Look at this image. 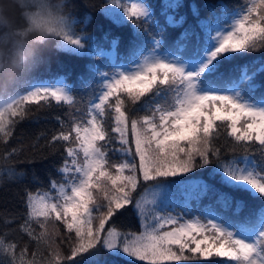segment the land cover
<instances>
[{"label": "snow or ice", "instance_id": "obj_1", "mask_svg": "<svg viewBox=\"0 0 264 264\" xmlns=\"http://www.w3.org/2000/svg\"><path fill=\"white\" fill-rule=\"evenodd\" d=\"M179 8H187L195 23L169 14ZM102 10L116 25L130 26L128 54L119 63L120 36L109 41L104 33L106 49L77 34L65 15L26 13L43 39L61 41V51L109 63L88 65L96 87L87 99H78L64 76L24 79L0 94L4 160L22 151L7 146L32 114L31 105L37 111L68 108L67 120L55 117L59 127L50 139L45 132L36 138L54 153L63 148L60 179H50L44 192L24 187L25 211L0 213V264H191L213 258L217 264H264V209L258 219L241 221L243 202L236 200L235 218L224 215L234 200L225 189L264 198V164L253 158L256 152L264 157V80L257 82L264 62L240 66L237 76L220 71L237 55L264 50V0H241L231 9L223 0H164V25L148 0H109ZM169 28L182 31L170 38ZM225 134L233 152L243 149L239 159H221L218 141ZM213 164L208 177L216 183L168 179ZM6 175L20 179L24 173L7 167ZM205 197L207 207H190ZM129 205L142 231L106 228Z\"/></svg>", "mask_w": 264, "mask_h": 264}, {"label": "trees", "instance_id": "obj_2", "mask_svg": "<svg viewBox=\"0 0 264 264\" xmlns=\"http://www.w3.org/2000/svg\"><path fill=\"white\" fill-rule=\"evenodd\" d=\"M109 0H60L61 7L63 9V15L73 20L74 31L77 34L87 35L92 38L91 43H95L98 47H104L108 49L110 44L103 39L104 33H109V41L116 36L121 37V43L117 49L119 63L122 59L126 58L128 54V37L130 36V26H118L110 17H107L103 13V7L108 5ZM149 3L154 5V13L161 25L165 24V18L160 16V6L164 3V0H148ZM215 3L216 0H213ZM225 6L230 9L241 2V0H223ZM170 15H174L177 19L181 15H188V24H194L195 20L188 14L187 8L170 9ZM86 17L91 19L87 20ZM187 26V25H186ZM155 30V29H153ZM182 29L169 28L168 33L170 38H174ZM61 43L56 37H49L46 41L43 62L38 69L31 74L27 79L35 81H49L60 76L66 77V82L73 86L74 95L79 99L83 97L87 99L89 92L92 88L96 87V80L92 73L88 70V65H107L109 62L104 59H95L87 56H77L75 54L66 53L57 48V44ZM252 61L264 62V50L255 51L245 56L237 55V58L230 62H225L220 71L225 75L237 76V69L245 64L252 66ZM257 67L259 64L256 65ZM264 80V73H260L257 76V82ZM261 95V90H258L256 96ZM32 114L30 117L21 122L15 129V135L13 140L7 146L10 151L11 148H21L22 151L11 160H4L3 153L4 147L0 146V171H5L2 179H0V213L4 209L9 211L22 212L25 211L22 203L20 202V193H22L24 187H28L33 192L45 191L49 189L50 179L59 180L60 175L56 169L62 165L63 148L58 151L47 147L45 140L40 139L37 141V136L41 132L47 133V138L50 139L53 131L59 127L55 117L60 116L62 119L67 120L66 113L68 111L67 106H56L49 110L37 111L36 105L30 106ZM234 142L231 138L224 137L218 141V146L221 147V159L228 161L233 158L239 159L245 153L242 148H236L233 152ZM255 148H259V145H255ZM66 155V154H65ZM46 157V158H42ZM257 163L264 164V157L259 152H256L253 156ZM215 165H209L205 168L196 169L193 172L187 173L184 176L169 177L168 179L178 180V178L184 180H191L201 178L209 183H216V181H210L208 172ZM11 167L17 173H24V176L20 179L9 178L6 175V168ZM35 176L37 182H33ZM219 187V185L217 184ZM230 191L234 196L232 207L224 211V215L227 217L235 218L234 209L236 207V200L243 202V207L239 213V219L244 221L245 219H252L253 221L258 219L260 211L264 209V198L259 195L253 196L247 191H233L231 189H225ZM210 201L208 197L203 198L197 202L193 200L190 207L195 211L196 209H204L209 205ZM214 203V198H213ZM127 212L121 210L124 214L118 215L112 218L106 225L115 226L118 231L121 232H134L139 233L141 231V225L138 214L136 213L132 205L127 206ZM218 211H223L219 209ZM179 211V209H177ZM18 223V222H17ZM15 226V225H13ZM2 227V224H0ZM85 256L78 257V261L85 259ZM219 258H213L212 261H199L191 262V264H217ZM133 264H144L141 261H134Z\"/></svg>", "mask_w": 264, "mask_h": 264}, {"label": "clouds", "instance_id": "obj_3", "mask_svg": "<svg viewBox=\"0 0 264 264\" xmlns=\"http://www.w3.org/2000/svg\"><path fill=\"white\" fill-rule=\"evenodd\" d=\"M29 14L62 16L60 0H0V94L13 91L43 62L48 39Z\"/></svg>", "mask_w": 264, "mask_h": 264}, {"label": "rangeland", "instance_id": "obj_4", "mask_svg": "<svg viewBox=\"0 0 264 264\" xmlns=\"http://www.w3.org/2000/svg\"><path fill=\"white\" fill-rule=\"evenodd\" d=\"M185 175V174H184ZM180 180H184V179H181V178H178V180H173V181H180ZM48 190V189H47ZM46 191V190H45ZM40 192H44V191H40ZM144 193H143V191L141 190V192H140V196H142ZM137 198H139V196L137 197ZM133 206V205H132ZM134 207V206H133ZM136 211V210H135ZM137 213V212H136ZM138 214V213H137ZM139 217V216H138ZM139 221H140V218H139ZM140 225H141V221H140ZM107 227H109V226H107L106 225V228ZM141 231H142V227H141ZM138 234V233H137Z\"/></svg>", "mask_w": 264, "mask_h": 264}]
</instances>
